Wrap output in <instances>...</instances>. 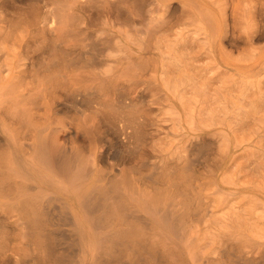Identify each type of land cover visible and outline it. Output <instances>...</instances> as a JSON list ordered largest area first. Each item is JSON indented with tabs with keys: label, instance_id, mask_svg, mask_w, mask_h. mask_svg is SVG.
Listing matches in <instances>:
<instances>
[{
	"label": "bare ground",
	"instance_id": "6f19581e",
	"mask_svg": "<svg viewBox=\"0 0 264 264\" xmlns=\"http://www.w3.org/2000/svg\"><path fill=\"white\" fill-rule=\"evenodd\" d=\"M70 1V7L93 8L102 31L122 28L108 32L107 51L121 50L122 33L152 37L164 26L202 22L210 14L204 0ZM161 10L165 16L156 26ZM52 14L42 24L48 34L68 23L65 14ZM109 56L101 53L94 62L105 67L104 76ZM33 70L26 81L25 69L0 64L1 261L31 264V253L41 261L52 251L55 264H264L253 195L237 199L222 184L227 178L196 173L208 164L204 158L151 161L146 173V160L136 153L153 149L155 130L142 110L66 111L62 94L79 95L81 73L56 66ZM109 132L118 141L115 149ZM52 202L59 209H51ZM92 207L98 217L89 215ZM47 222L70 228L46 230Z\"/></svg>",
	"mask_w": 264,
	"mask_h": 264
},
{
	"label": "rangeland",
	"instance_id": "374dc122",
	"mask_svg": "<svg viewBox=\"0 0 264 264\" xmlns=\"http://www.w3.org/2000/svg\"><path fill=\"white\" fill-rule=\"evenodd\" d=\"M69 1L0 0V64L10 62L18 72L25 69L26 81L31 80L33 68L56 66L80 72L75 85L79 95L62 94L66 111L142 110L155 130L153 149L148 145L136 153L146 160L145 172L150 171L151 161L207 159L208 164L196 173L227 178L222 184L237 199L246 201L253 195L258 237L264 239V0H204L210 14L202 22L164 26L152 37L122 33L120 51H107L106 43L110 30L122 28L106 26L102 31L93 8L82 10L76 2L78 6L71 8ZM141 1L147 2L131 3ZM53 12L65 14L68 23L63 32L48 34L42 24ZM159 12L153 19L156 26L165 16L163 10ZM101 53H110L112 59L106 76L100 74L105 67L94 65ZM127 70V74L140 71L142 76L126 75ZM126 100H132V107ZM2 117L0 109V125ZM108 136L117 148L118 141L111 132ZM53 204L51 209H59ZM92 209L89 215L98 217L100 211ZM44 227L70 228L48 222ZM50 252L41 261L31 253V264H55ZM0 264L15 262L0 259ZM226 264L232 263L226 259Z\"/></svg>",
	"mask_w": 264,
	"mask_h": 264
}]
</instances>
